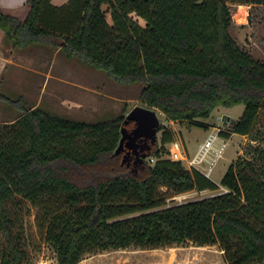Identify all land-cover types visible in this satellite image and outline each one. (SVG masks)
Listing matches in <instances>:
<instances>
[{
  "label": "trees",
  "instance_id": "16d2710c",
  "mask_svg": "<svg viewBox=\"0 0 264 264\" xmlns=\"http://www.w3.org/2000/svg\"><path fill=\"white\" fill-rule=\"evenodd\" d=\"M229 2L264 4L26 0L23 19L0 8V29L15 48L49 45L119 84H141V101L168 121L194 123L217 106L243 104L230 131L219 133L250 137L264 112V61L231 37ZM0 100L19 105L16 118L0 122V264H34L39 257L32 209L59 264H76L101 250L185 242L218 244L228 264H264L261 147L249 145L246 153L253 157H237L216 183L164 157L174 135L162 126L160 145L147 157L154 163L127 166L114 154L123 114L87 122L27 108L3 94ZM161 187L174 194L222 191L151 211L163 203Z\"/></svg>",
  "mask_w": 264,
  "mask_h": 264
},
{
  "label": "rangeland",
  "instance_id": "374dc122",
  "mask_svg": "<svg viewBox=\"0 0 264 264\" xmlns=\"http://www.w3.org/2000/svg\"><path fill=\"white\" fill-rule=\"evenodd\" d=\"M58 2L63 0H56ZM232 20L229 28L231 37L236 41L241 49L251 54L255 59L264 61V4L251 3H228ZM105 8V7H104ZM239 13L237 18L234 15ZM109 21V13L107 12ZM66 58L59 52L57 57V67H62V59ZM69 59V58H67ZM71 67L70 77L76 81L85 83L87 86L86 102L87 107L69 108L63 105L55 106V101L43 99V106L49 104V111L61 117L72 120H83L87 122H105L116 119L119 115H125L135 106L154 109L141 101L142 85L135 83L130 85L119 84L110 79L104 72L85 65L76 58L68 60ZM59 70V68L57 69ZM80 77V78H79ZM94 89L101 91L106 97L97 95ZM76 91L64 89L62 96H72V101L76 100ZM15 99V94H10ZM33 102L34 98L27 97ZM84 100V99H83ZM42 104V103H41ZM69 104V103H68ZM69 106V105H68ZM9 109V107H7ZM48 110L47 108L40 107ZM7 109L3 121L11 120L19 113L13 109ZM243 104H236L231 107L217 106L214 108L208 118H197L194 123L168 121L164 115L156 111L162 130L173 133L174 142L184 151L187 159H190L196 152L200 143H202L211 131L229 132L231 122H235L242 114ZM205 125V126H203ZM162 130H158L157 144L160 145ZM218 132V133H219ZM259 146L264 150V112L260 111L257 115L254 134L252 136L231 134L228 139L219 136L213 143V152L209 153L204 166L210 164L212 172L210 179L218 183L226 172L227 168L237 157L245 155L252 158V152L246 153L248 146ZM164 148L169 152L172 144H165ZM165 158L170 156L164 155ZM172 159V158H170ZM174 160V159H172ZM146 161L153 164V158H146ZM184 167L190 169L185 159L180 160ZM222 191L210 190H191L183 193L174 194L166 187L160 188V199L163 203L160 206L152 208L153 210L163 209L176 204L206 198ZM34 213L32 209V228L37 242L41 245V253L34 264H59L56 253L53 248L44 240V236L39 233L34 224ZM136 213L134 215H138ZM133 216V215H130ZM129 216V217H130ZM76 264H228L224 257V252L218 244L213 245H195L192 242L182 244H173L157 248H140L132 246L126 249L101 250L94 253H86ZM260 264V263H255Z\"/></svg>",
  "mask_w": 264,
  "mask_h": 264
},
{
  "label": "crops",
  "instance_id": "0c3cea01",
  "mask_svg": "<svg viewBox=\"0 0 264 264\" xmlns=\"http://www.w3.org/2000/svg\"><path fill=\"white\" fill-rule=\"evenodd\" d=\"M25 2L26 0H0V8L14 12L23 19L26 16ZM58 53V49L54 50L49 45L35 44L24 48H15L6 40L0 29V94L13 100H20L22 106L27 108L44 107L49 111V104H46V107L43 106L45 98L51 102L54 100L55 106L62 104L63 107L71 109L87 107L86 84L70 77L72 70L69 66V59L64 58L60 61L63 64L62 67L56 66ZM58 68L59 70H57ZM64 89L76 91L75 93L79 97L72 101V96H62L61 91ZM94 92L100 96L111 97L96 89ZM10 94H15V99L10 97ZM27 97L34 98L33 102L29 101ZM16 106L0 100V122L3 121L4 114L8 112L7 107L19 113ZM16 117L14 116L12 119Z\"/></svg>",
  "mask_w": 264,
  "mask_h": 264
},
{
  "label": "water",
  "instance_id": "95a60500",
  "mask_svg": "<svg viewBox=\"0 0 264 264\" xmlns=\"http://www.w3.org/2000/svg\"><path fill=\"white\" fill-rule=\"evenodd\" d=\"M240 14L234 15L237 18ZM132 123L131 129L126 127ZM160 125L159 118L154 109L135 106L124 117L123 124L120 128V139L114 154H123L121 162L124 163L127 156L132 151L135 155L133 165L143 164L149 156L152 146L157 142V132Z\"/></svg>",
  "mask_w": 264,
  "mask_h": 264
},
{
  "label": "built area",
  "instance_id": "2783aa9c",
  "mask_svg": "<svg viewBox=\"0 0 264 264\" xmlns=\"http://www.w3.org/2000/svg\"><path fill=\"white\" fill-rule=\"evenodd\" d=\"M219 129L217 131H211L205 140L199 144L196 152L190 159H187L184 151L179 147L177 142H172V148L169 149L168 155L174 160L185 159L190 166V169H196L201 172L204 176L210 178L212 167L210 164L204 166V162L209 153L213 152V143L219 136Z\"/></svg>",
  "mask_w": 264,
  "mask_h": 264
},
{
  "label": "flooded vegetation",
  "instance_id": "af4514ba",
  "mask_svg": "<svg viewBox=\"0 0 264 264\" xmlns=\"http://www.w3.org/2000/svg\"><path fill=\"white\" fill-rule=\"evenodd\" d=\"M127 127H128L129 129H131V127H132V123L127 124ZM125 152H126V150H122V151L120 152L119 155L122 157L123 154H124ZM134 158H135V155H134V153L131 151L130 154L127 156V159H126V161H125L126 165H127V166H132V165H133V164H132V161L134 160Z\"/></svg>",
  "mask_w": 264,
  "mask_h": 264
}]
</instances>
